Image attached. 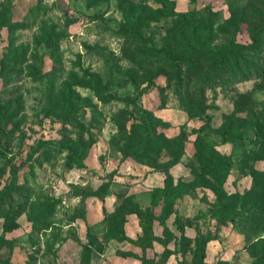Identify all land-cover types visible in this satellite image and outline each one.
<instances>
[{"label": "rangeland", "instance_id": "374dc122", "mask_svg": "<svg viewBox=\"0 0 264 264\" xmlns=\"http://www.w3.org/2000/svg\"><path fill=\"white\" fill-rule=\"evenodd\" d=\"M169 1L0 0V13L7 7L12 16L0 28V103L8 109L0 129V188L10 182L13 164L19 194L1 209L0 256L14 264H86L82 245L89 228L90 264H141L139 247L105 237L106 221L129 197L149 206L151 191L170 174L173 184L189 186L167 220L177 239L164 238L155 221L154 233L163 240L152 241L147 257L155 264H191V252H180L183 230L206 235L204 264H264V194L253 188V171L263 175L264 160L245 158L255 140H264V120H247L233 141L221 134L224 115L240 103L264 109V81L217 83L205 92L201 116L188 114L175 92L185 72L184 66L177 70L183 49L193 45L177 19L191 18L214 48L228 40L247 43L264 0ZM234 15L244 19L241 31L230 25ZM150 50H167L170 58L149 57ZM61 103L76 112L67 114ZM148 115L169 124L166 138L187 132L182 155L168 169L130 154L140 153L133 128ZM41 143L46 147L38 151ZM162 151L158 163L170 159L168 148ZM209 155L232 161L221 187L202 173L199 162ZM81 201L86 219L72 220ZM43 205L50 215L38 229L30 218ZM19 206L18 227L3 233L4 215ZM124 231L131 238L141 234L135 214L126 215ZM165 251L170 255L163 261Z\"/></svg>", "mask_w": 264, "mask_h": 264}, {"label": "trees", "instance_id": "16d2710c", "mask_svg": "<svg viewBox=\"0 0 264 264\" xmlns=\"http://www.w3.org/2000/svg\"><path fill=\"white\" fill-rule=\"evenodd\" d=\"M163 4H169V0H160ZM194 1V0H192ZM0 13V28L8 22L12 21L11 14L5 13L7 7ZM244 19L242 16L234 15L230 19V25L236 31H241ZM177 24L186 26L193 45H188L183 51L186 56L178 63V72L180 66L185 67L183 75L178 77L176 81V93L180 95L185 101V108L188 114L201 116L204 114V109L207 106L205 92L208 88L214 87L217 83L223 82L225 84H234L249 79H260L264 81V10L256 14V18L252 22L250 36L251 40L247 43L228 40L219 47H212L208 44L207 36L200 37L197 33L198 27L191 18L184 16L177 19ZM130 33H137L135 29H129ZM165 54L170 58L167 50H150L146 52L149 57H157ZM4 67V66H2ZM178 82V83H177ZM154 84L153 80L148 81L147 90ZM140 91L137 98L146 91ZM61 110L72 115L76 109L65 103L59 105ZM236 111L224 115L225 122L221 134L225 140H236L241 135V129L245 122L249 119L264 120V109H256L252 106L246 107L245 104L237 105ZM243 113L244 115H238ZM8 118V109L6 105L0 103V129L4 130L2 125L4 120ZM141 121L137 123V128H133V132H138L136 146L139 147L140 153H130L137 161L144 164H149L152 167L164 166L168 169L171 165L178 162L183 152V143L187 138V132L182 131L176 136L166 138L163 132L169 124L159 118L144 119L140 117ZM144 142V145H142ZM255 148L247 151L245 158L252 161L264 160V140H255ZM46 147V143H41L37 150L40 151ZM168 148L170 159L165 162L158 163L157 157L163 156V149ZM71 157L74 155H70ZM77 159H79L77 157ZM206 159V160H205ZM202 158L200 167L202 173L207 174L215 181L217 186L221 187V179L225 177L226 173L232 166L230 157H225L223 161L217 159L213 155ZM15 165H10V182L6 183L3 188H0V214L4 204H10L14 196L18 197V191L14 188L16 181ZM178 181L176 184L172 182V176L167 174L164 178V185L162 187H155L151 191V203L149 206L142 208L141 205L129 197L124 201L117 214H112L110 219L106 221L105 237L109 239H117L119 241H129L142 251L138 259L141 264H155V260L146 256V250L151 247L154 239L163 240V237L168 239H177V236L169 228L167 220L174 212L176 200L186 194L189 188ZM189 187V186H188ZM218 187V188H219ZM253 188H259V193L264 194V173L260 174L258 171H253ZM95 191H90L89 194H94ZM88 194V195H89ZM220 199V195L218 196ZM159 206V213L155 212V208ZM20 207V206H19ZM17 208L15 213L4 215L2 223L3 233L9 232L16 227L18 223L15 222L16 216L22 212V207ZM50 206L43 205L38 212L37 217L31 216L33 226L38 229L46 228L45 220L49 217ZM127 214H135L138 217L139 226L142 230L141 234L136 238L129 237L124 231V224L126 222ZM72 220L80 218L85 220L84 202H80L79 211L73 213ZM157 223L162 227V236H157L154 233L153 223ZM38 226H41L40 228ZM88 242L82 245V256L86 264H90L91 246L94 234L87 228ZM4 235L0 236V245L4 244ZM180 243V252L184 256L187 251H190L191 264H204L207 249V237L204 234L196 233L195 236L187 235L183 230L178 239ZM123 254V252L121 253ZM125 254V253H124ZM131 254V253H130ZM170 253H162L163 261H166ZM35 259H33V262ZM0 264H14L9 257L0 256ZM25 264H32L26 262Z\"/></svg>", "mask_w": 264, "mask_h": 264}, {"label": "crops", "instance_id": "0c3cea01", "mask_svg": "<svg viewBox=\"0 0 264 264\" xmlns=\"http://www.w3.org/2000/svg\"><path fill=\"white\" fill-rule=\"evenodd\" d=\"M190 236V235H189Z\"/></svg>", "mask_w": 264, "mask_h": 264}]
</instances>
